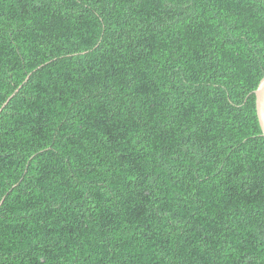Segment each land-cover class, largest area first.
Masks as SVG:
<instances>
[{
	"label": "trees",
	"instance_id": "obj_1",
	"mask_svg": "<svg viewBox=\"0 0 264 264\" xmlns=\"http://www.w3.org/2000/svg\"><path fill=\"white\" fill-rule=\"evenodd\" d=\"M263 75L264 0H0V264H264Z\"/></svg>",
	"mask_w": 264,
	"mask_h": 264
},
{
	"label": "water",
	"instance_id": "obj_2",
	"mask_svg": "<svg viewBox=\"0 0 264 264\" xmlns=\"http://www.w3.org/2000/svg\"><path fill=\"white\" fill-rule=\"evenodd\" d=\"M30 73L27 74L23 82H26L28 80ZM21 86L22 85H19L18 87H16L15 90L7 97V99L0 106V112L8 104L11 98L19 91ZM254 94H255L256 116H257L259 126L261 129V134L264 137V75L261 77L260 81L258 82L254 90Z\"/></svg>",
	"mask_w": 264,
	"mask_h": 264
}]
</instances>
